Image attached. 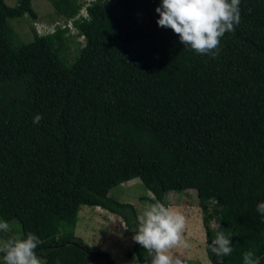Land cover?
I'll use <instances>...</instances> for the list:
<instances>
[{
	"label": "trees",
	"instance_id": "16d2710c",
	"mask_svg": "<svg viewBox=\"0 0 264 264\" xmlns=\"http://www.w3.org/2000/svg\"><path fill=\"white\" fill-rule=\"evenodd\" d=\"M48 1L84 38L73 58L68 27L22 43L11 22L36 20L33 0H0V220L40 238L42 264L71 250L115 264L75 227L82 208H100L133 237L137 210L111 191L139 179L150 204L196 192L208 242L213 223L232 240L222 264L249 250L264 264V0H241L214 58L158 26L162 0H88L87 17L78 0ZM133 256L151 264L139 244Z\"/></svg>",
	"mask_w": 264,
	"mask_h": 264
},
{
	"label": "clouds",
	"instance_id": "9594fccd",
	"mask_svg": "<svg viewBox=\"0 0 264 264\" xmlns=\"http://www.w3.org/2000/svg\"><path fill=\"white\" fill-rule=\"evenodd\" d=\"M240 2L241 0H162L161 6L155 9L160 17L157 24L161 28L171 29L186 48L214 58L219 52L220 39L225 33L234 31V26L240 22ZM42 119L37 114L33 123L39 124ZM256 210L264 217V202L258 203ZM137 225L133 241L149 253L152 257L151 264H183L171 251L181 245L187 247L182 240L186 226L183 214L156 202L148 205L137 217ZM213 227L216 234L208 247L218 258L219 264H222V258L233 252L232 240L220 224L213 223ZM9 230V222L0 220V232L7 233ZM41 243L40 238L33 233H28L26 238L9 237L0 241L3 264H41L36 251ZM243 264H258L253 251L243 253Z\"/></svg>",
	"mask_w": 264,
	"mask_h": 264
},
{
	"label": "rangeland",
	"instance_id": "374dc122",
	"mask_svg": "<svg viewBox=\"0 0 264 264\" xmlns=\"http://www.w3.org/2000/svg\"><path fill=\"white\" fill-rule=\"evenodd\" d=\"M82 5L80 14L87 16L86 7L88 0H78ZM7 4L16 7L19 0H6ZM33 8L38 14L36 20H31L29 15H25L21 19L11 22L18 40L29 42L33 38L32 29L39 35L53 33L58 29L69 28L68 37V53L70 58L78 54V49L84 45V38L78 35L73 21L60 16L52 4L48 0H33ZM111 192L128 195L124 197V201H128L135 206L138 215L142 214L148 206L143 198L155 199L152 194L147 193V189L139 180H135L125 186H118ZM196 192L194 190L186 191V193L177 194L171 192L169 197L172 201H180L183 205L195 206L188 207V210L181 206L177 212L183 214L186 218V226L182 234V240L187 244L173 248L172 255L179 257L183 264H212L209 259L207 246L209 244L205 229L202 224V212L199 207ZM117 195L118 199L122 197ZM149 195V196H147ZM127 203V202H124ZM186 211V212H185ZM10 235L20 238V229L16 224H10ZM75 234L80 237L86 244L93 246L100 252L109 253L115 264H148L141 261L136 256L128 257V252L134 245L133 237L129 234L123 220L116 215H112L100 208H82L79 214V221L75 227ZM0 241H2L0 239ZM41 258V257H40ZM56 258L59 264H99V262H90L86 258H78L75 251H63L57 254ZM43 260L41 258V264ZM0 264H3L2 255L0 254Z\"/></svg>",
	"mask_w": 264,
	"mask_h": 264
},
{
	"label": "crops",
	"instance_id": "0c3cea01",
	"mask_svg": "<svg viewBox=\"0 0 264 264\" xmlns=\"http://www.w3.org/2000/svg\"><path fill=\"white\" fill-rule=\"evenodd\" d=\"M135 180H139V179H134V180H132V181H130V182H133V181H135ZM140 181V180H139ZM130 182H128V183H130ZM141 182V181H140ZM128 183H126V184H128ZM142 183V182H141ZM122 186H125V185H122ZM147 193H149V194H151L148 190H147ZM171 192H168L167 194H166V196H165V201H166V203L168 204V207H171L172 209H174L175 211H178L179 210V208H181V206H184V209L185 210H188V207H190V205H183L182 203H180V201H172V198H170L169 197V194H170ZM178 194V193H177ZM147 196H149V195H147ZM124 197H127L128 198V195H126V194H123V196H122V202H128V201H124L123 199H125ZM146 198H148V197H146ZM197 200H198V203H199V199L197 198ZM145 201V200H144ZM146 202V204L147 205H150V203H148L147 201H145ZM194 207H196V205L195 206H191L190 208H194ZM186 212V211H185Z\"/></svg>",
	"mask_w": 264,
	"mask_h": 264
}]
</instances>
